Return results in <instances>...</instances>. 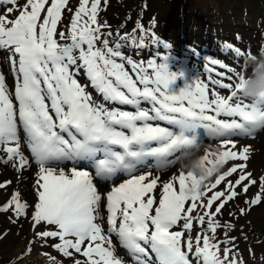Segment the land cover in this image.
<instances>
[{"label":"snow or ice","instance_id":"obj_1","mask_svg":"<svg viewBox=\"0 0 264 264\" xmlns=\"http://www.w3.org/2000/svg\"><path fill=\"white\" fill-rule=\"evenodd\" d=\"M101 3L78 0L72 9L69 0H0V49L9 52L14 76L10 91L0 74V152L6 156L0 162H14L18 170L37 167L34 207L13 193L0 212L11 209L19 218L33 207V228L49 226L37 235L58 239L53 247L65 257L74 250L85 258L74 264H125L116 255L114 237L132 264H224L235 249L226 247L223 259L219 249L222 243H234L232 226L217 217L238 196L237 189L247 194L257 184L244 172L246 165L229 167L192 195L186 192L199 181L184 171L162 182L154 195L160 177L149 169L173 165L183 152L174 137L196 129L218 145L216 152L202 155V164L247 160L248 148L238 151L237 138L264 128V99L249 101L241 95L250 75L246 60L254 56L225 43L233 64L208 58L224 71L206 67V80L197 77L173 93L170 85L182 74L169 72L166 55L137 61L122 51L126 46L142 49L149 40L165 52L171 45L139 21L132 33L117 32L118 39L110 41L112 32L102 31L108 25L98 21ZM65 11L72 15L61 31ZM81 74L102 100L86 90ZM238 169V179L213 191ZM93 175L127 178L101 193ZM259 187L246 203L261 202L264 178ZM197 207L204 211L193 216ZM220 230L223 240L218 239Z\"/></svg>","mask_w":264,"mask_h":264},{"label":"rangeland","instance_id":"obj_2","mask_svg":"<svg viewBox=\"0 0 264 264\" xmlns=\"http://www.w3.org/2000/svg\"><path fill=\"white\" fill-rule=\"evenodd\" d=\"M50 2V0H49ZM69 7L75 9L78 7V0H69ZM235 12L239 15H232ZM216 13V15L214 14ZM7 14V13H5ZM241 16V21L236 23L235 17ZM72 13L65 11L62 17V23L58 29L63 31L70 24ZM100 24H107V28H102V31L112 32L109 37L110 41L118 39L117 32L121 35L130 34L135 28L136 22L139 21L146 30L154 31V33L171 47L165 52L162 48H156L148 41V46L137 49L134 47H124L122 51L126 56L132 57L134 60H145L152 56H167L165 63L168 65V70L171 73L182 74L177 80L170 85V91L178 93L184 85L191 84L197 77L206 80L208 73L206 67L214 65L208 63V58H215L226 64H233V58L228 50L223 48L225 43H230L238 47L248 54L249 50L252 56L264 57V0H107V5L103 0L100 6L98 15ZM154 21V23H153ZM137 41L140 33H136ZM237 37L240 39L237 40ZM227 53V54H226ZM250 59L246 60L250 75L254 76L255 63H249ZM126 68L131 72L130 67ZM259 71H264L261 67ZM0 74L5 76L6 85L12 91L14 87V76L11 70L10 55L7 50L0 49ZM215 78V74L213 73ZM80 82L86 85V90L96 100H102L90 83L81 74ZM225 90H221L224 92ZM113 105H109L112 107ZM127 107V106H124ZM129 110H132L129 108ZM161 124L163 122H160ZM193 133V132H192ZM191 133V135H192ZM185 134V133H184ZM196 134L203 141L201 155L205 152H216L218 145L207 136L203 129H196ZM187 135V134H185ZM188 135V136H191ZM248 148L247 160H232L227 161L221 166L220 174L227 171L231 166H238L243 163L246 165L245 173H250L251 177L257 181L256 185L250 187L247 194L242 190L237 189L238 196L230 201L232 205L225 206L220 220L221 223H229L232 228L229 232L230 237L234 240L231 244H221L219 254L221 259L224 258L226 247L235 249L229 252V255L235 254L240 247L243 246V233L248 229L256 230L264 234V194L261 202L255 205L247 203V206H242L241 203L245 199L251 200L254 195L260 192L259 182L264 178V128L255 130L247 137L237 138V150L242 151L243 148ZM25 155H29L27 148L23 149ZM6 156L0 152V160H5ZM14 162H0V183L6 186L0 188V207L8 203L13 193H19L21 202H27L34 207L37 167L32 164L31 167L23 170L13 167ZM153 163V161H150ZM65 167H71L70 164ZM152 176H159L160 182L154 190V195L158 196L162 182H167L174 174H178L181 169L177 161L170 166H166L159 170L150 168ZM186 173V172H185ZM238 173L226 178L217 189L224 190L227 181L234 182L238 179ZM216 175L210 185L215 182ZM127 177L120 176L119 180L109 182L108 180L97 178L93 175V182L97 185L101 193H107L115 185L123 182ZM10 182V183H9ZM178 189V184L176 185ZM212 192L208 193L211 196ZM207 199V196L204 198ZM191 202H187L186 207ZM199 201L197 204L199 205ZM33 207L28 209L27 216L17 218L14 212H0V264H74L76 259L83 261L85 258L78 253L72 251V256L65 257L62 253L54 249L53 245L58 243L55 238H40L37 233L47 230L49 226L41 224L33 228V222L30 219ZM240 209H244V214H240ZM204 209L197 207L193 212L195 214L203 213ZM102 212L106 217V199L102 205ZM239 215V216H238ZM231 216V217H230ZM183 222H180L182 225ZM180 225L177 229H180ZM106 228V223H105ZM199 228L196 225L192 235L195 236ZM224 230H220L218 239H224ZM258 231V230H256ZM114 244L116 245V255L125 261V264H132L131 259L126 254V251L119 247L115 237ZM195 246V245H194ZM30 248V250H29ZM228 255V256H229ZM54 258V259H50ZM248 259L245 264H260L264 263V255H260V259L252 261ZM224 264H231L230 261Z\"/></svg>","mask_w":264,"mask_h":264},{"label":"clouds","instance_id":"obj_3","mask_svg":"<svg viewBox=\"0 0 264 264\" xmlns=\"http://www.w3.org/2000/svg\"><path fill=\"white\" fill-rule=\"evenodd\" d=\"M249 63H255L256 68L254 69V76L245 81L241 89V95L249 101L264 99V71H259L261 67H264V57L254 56L250 59ZM196 122L193 121V123ZM174 138L178 141L177 148L183 149V152L177 159L181 171L190 173L199 181L195 189L189 187L186 194L192 195L194 192H201L220 173L222 165L213 164L208 166L202 164L201 149L203 142L196 134V130H193L191 136L180 133Z\"/></svg>","mask_w":264,"mask_h":264},{"label":"trees","instance_id":"obj_4","mask_svg":"<svg viewBox=\"0 0 264 264\" xmlns=\"http://www.w3.org/2000/svg\"><path fill=\"white\" fill-rule=\"evenodd\" d=\"M214 14L216 15V13ZM230 14L239 15L235 12H231ZM241 16L242 14H240V16L235 17L236 23L239 24V22L241 21ZM261 198H263V196H261ZM246 201H249V199H245L244 202L241 203V205L246 207L247 206ZM230 205L232 204L228 203L226 206H230ZM199 214L192 213L193 216H197ZM217 219L220 221L221 219H223V217L218 216ZM256 230L248 229L247 232L243 233V238L241 239L244 242L243 246L240 247L235 254L229 255L228 258L224 260V263H226L227 261L228 262L230 261L231 263L233 259H235L236 264H245L248 259L250 260L253 259L254 261L257 262L260 259V255H264V234H262V232L259 231V229ZM18 264H22V263L20 262ZM260 264H264V263L260 262Z\"/></svg>","mask_w":264,"mask_h":264},{"label":"water","instance_id":"obj_5","mask_svg":"<svg viewBox=\"0 0 264 264\" xmlns=\"http://www.w3.org/2000/svg\"><path fill=\"white\" fill-rule=\"evenodd\" d=\"M119 179H120V176L114 178V180H108V181H109V182H113V181H115V180H119Z\"/></svg>","mask_w":264,"mask_h":264}]
</instances>
